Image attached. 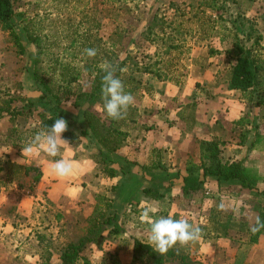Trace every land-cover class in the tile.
<instances>
[{"label":"rangeland","instance_id":"rangeland-1","mask_svg":"<svg viewBox=\"0 0 264 264\" xmlns=\"http://www.w3.org/2000/svg\"><path fill=\"white\" fill-rule=\"evenodd\" d=\"M14 1L12 25L25 52L19 54L10 31L0 26V110L9 109L0 111V133L4 130L12 134L11 126H18L14 130L20 133L13 139L16 150L39 132L36 128L40 126V114L61 116L68 123V131L80 133V128L87 126L83 114L89 104L76 108L72 101L56 100L35 79L38 47L28 39V30L42 37V45L48 50L41 56L39 68L54 81H57V76L52 75L55 59L82 66L85 57L80 49L82 39L75 47L71 44L74 38L88 32L102 40L108 54L117 55L120 60L129 57L125 74L134 78L137 86L133 93V119L123 126L129 133L137 126H142V130L144 126H155L146 114L163 116V93L168 92L165 89L169 86L177 92L173 102L182 107L184 125L192 126L198 106L208 104L213 97L212 86L228 89L237 43L251 52L260 68L259 84L246 94L255 99L264 91V51L261 43L254 44L261 34L264 0ZM146 68L152 73L144 71ZM89 85V78L82 71L74 84L75 90H89ZM179 94H189L190 101L186 103ZM91 110L106 118L99 105ZM75 143L72 150L79 160L73 158L70 150L45 159V163H51L68 155L70 161H76H73L76 177L70 179L69 185L76 187L81 199L68 203L44 199L34 207L30 204L21 209L23 194L17 189L35 195L42 186L41 193L46 195L47 189L58 184L60 178L52 177L41 185L42 166L0 160V166L4 167L0 174V216L7 219L4 226L9 225L7 231L0 229V264H62L63 251L88 237L95 225L96 242H89L84 257L74 264H142V260L133 259V245L135 241L149 244V224L140 218L141 210L148 206L155 209L154 218L183 217L201 228L199 242L173 247L187 255L192 264H264V229L250 231L257 216L264 221V189L258 187L256 177L246 186L232 179L226 181V187L215 184L213 187L211 176L204 177L202 171L196 175L188 171L190 163L196 164L195 153H189L185 163L187 173L182 176L170 162L163 172V149L155 150L153 161L149 158L141 166L127 160L134 148L141 150L128 146L132 141L127 140L123 146L128 147L129 155L127 151L108 152L87 136H80ZM220 143L222 159L223 143ZM165 157L171 158L169 154ZM200 159L198 166L203 163L201 149ZM88 168L89 177L84 172ZM109 170H114V177ZM135 170L143 177L128 179L127 172ZM115 171L123 177L121 183L114 180ZM81 174L85 181L79 179ZM191 176L199 177H194L198 191L191 188V182H185ZM150 187L163 197H147L143 190ZM221 202L225 210H218ZM108 219L113 221L104 223ZM166 264L182 263L175 258Z\"/></svg>","mask_w":264,"mask_h":264},{"label":"crops","instance_id":"crops-1","mask_svg":"<svg viewBox=\"0 0 264 264\" xmlns=\"http://www.w3.org/2000/svg\"><path fill=\"white\" fill-rule=\"evenodd\" d=\"M262 19L263 21L260 26L262 40L260 43L261 51L263 52L264 16ZM212 87L214 89L213 97L207 102L208 104L198 106L195 111L192 126L184 125L182 107L176 102H173L177 97L176 90L172 91V86L165 89L168 92L163 93V116L162 114H146L149 117L147 120L155 126H144L143 130L142 126H137L134 131H130L127 140L128 142L132 141V143H129L128 146L138 147L141 150H135L134 148L131 152L133 155L130 154L132 157L129 156L127 160L132 162L136 161V165L141 163V166H145V163L149 161V158L153 161V153L155 150L163 149V172L165 170L166 163L170 162L169 165H172L174 169H177L178 174L180 172L181 175L184 176L187 173L185 170V163L189 160V153L197 154L198 158L194 160V163L199 164L201 161V142L218 141L223 143V161H229L231 163L235 162L240 164L243 168L253 171L252 174L257 178L259 183L258 187L263 190L264 91L257 94L255 99H252L249 98V95L246 93L238 90L223 89L220 85ZM179 95L181 96V99L183 98L184 100H187L186 103L190 101L189 94ZM155 121H157L156 124H154ZM39 127L40 126L36 129L38 130ZM87 127L88 126L81 127L80 129H87ZM146 127L149 128L146 129ZM17 128L18 126H11L12 134L5 132L4 130L3 133H0V160L13 159V161L24 165L42 166L44 174L42 175L41 182L39 183L41 185H44V183L52 177H57L50 172L51 163L47 161L45 163V159L49 157L45 151H43L42 155L39 157L28 158L22 156V147H18L19 150L14 148L17 147L15 144L16 142L13 141L15 138L14 135L20 133V130H14ZM75 132H77V130H75ZM140 132H142V134H140ZM87 137L88 140H93L98 146H101L94 137L90 135ZM20 140L22 139L20 138ZM82 140L86 141L85 138H82ZM72 147L73 144L62 145L60 153L62 154L63 152L65 153L67 150H70L71 154V151L73 152ZM165 150H168L169 153H166ZM126 151L128 152L127 155H129L127 146L125 148L123 147L122 150H119V153H126ZM166 154H169V157L171 158L166 160ZM183 155H185V158H183ZM74 156L73 152V158H76L75 160H77V156ZM64 159L71 160L68 155L64 156ZM74 162L76 163V161ZM84 172L87 177L91 175L89 168ZM0 174H2V172ZM74 174L75 173L73 172L69 177L60 178L58 184H54L51 189H47L46 195H44L43 192L41 193L42 186L38 187L39 192H35V195L27 194L26 190L17 189L23 194L21 209H24L25 206H29L30 204L34 207L38 204V201H43L44 199L54 203H63V200L68 203L72 202V200L81 199L80 192H76V187L69 185V182L72 181L70 179L76 177ZM117 174L119 173L116 172V175ZM126 177L128 179L135 180L136 177L141 178L143 176L135 170L129 171V173L127 172ZM84 178V174H81L79 177L82 181H85ZM122 179L123 177L121 178L118 175L114 178V180L118 182L120 181V183L122 182ZM209 181L212 182L211 185L213 187H215L213 184L217 185V187H226V181H219L213 177H209ZM5 220L7 219L4 216H0V229L7 231L9 225L5 224L4 226Z\"/></svg>","mask_w":264,"mask_h":264},{"label":"trees","instance_id":"trees-1","mask_svg":"<svg viewBox=\"0 0 264 264\" xmlns=\"http://www.w3.org/2000/svg\"><path fill=\"white\" fill-rule=\"evenodd\" d=\"M14 6V0H0V26L10 31V35L15 40V44L19 49V54H23L25 52V47L12 25V18L15 13ZM210 7L215 8L214 5ZM94 37L95 36L90 32L80 36V38L77 36V38H74L72 41L71 47H75L76 43L78 44V40L82 39L80 42L81 52L84 54V49L94 48L97 50V55L95 57H88L84 54L85 57L81 60V67L75 66L70 62H63L59 58L55 59L53 61L52 75L57 76V81H54L49 76L45 75V72L39 68L41 56L46 54L48 50L42 45V37L37 35L33 30H28V39L38 47V56L36 58L34 70L35 79L38 80L45 88V91L51 94L56 100H61L63 98L67 101H72L73 106L76 108H82L85 104H89L83 114L84 121L88 126L87 129H82L80 133L67 130L63 133L62 137L73 144L79 140L80 136L90 135L94 137L104 149L114 153L120 150L126 143L129 132L123 129V126L129 119H133L131 115L134 114L135 111L132 106H130L123 119L113 120L107 117L102 107L103 101L101 100L102 78L105 75L101 68V64L108 61L117 68L115 74L123 80L125 91L133 94L137 86L134 78L128 77L125 71H119V69L126 68L129 57L125 60H120L119 56L108 54L105 47L101 45L102 40L97 37L93 40ZM261 40L262 35L258 34L254 44L259 45ZM235 56L236 62L233 66V74L231 81L228 83V89L248 93L259 84L258 74L260 68L254 56L251 55V52L238 43L235 45ZM82 71H84L89 78V90H83L81 88L75 90L74 84L79 81ZM144 71L152 73V70L148 68ZM96 104L99 105L103 114L106 115L105 119H103L104 117H102L101 114L91 110ZM0 111L9 112V109L7 108ZM57 117L61 116H46L45 114H40L41 121L39 131L50 126ZM221 145L222 144L218 141H202L201 151L203 163L201 166L190 163L188 165V171L195 173V175L202 171L204 177H216L220 181L236 179L246 186L255 176L250 174L247 169L241 167L238 163L223 162L221 159ZM14 165L19 169L22 168L21 165ZM3 171L4 167L0 166V173ZM109 174L111 177H114V170H109ZM194 177L199 178L197 176H191L190 178H185V182H191V188L193 187L192 189L194 191H198L199 185H195L196 180ZM188 189V184H186L185 191H188ZM143 192L147 197L152 199H160L163 197V194L152 187L145 188ZM112 221L113 219H108L104 223L108 224ZM95 228L96 225L90 229L88 237H83L80 241L69 245L63 251L61 255L62 264H74L84 257L83 255L87 249V244L89 242H96V237L93 235ZM175 258H179L182 264H192L189 261V257L182 254L176 248H172L166 254L160 255L153 250L151 245L142 241H135L133 245V259L135 261L139 259L142 260V264H166L169 260Z\"/></svg>","mask_w":264,"mask_h":264},{"label":"clouds","instance_id":"clouds-1","mask_svg":"<svg viewBox=\"0 0 264 264\" xmlns=\"http://www.w3.org/2000/svg\"><path fill=\"white\" fill-rule=\"evenodd\" d=\"M84 54L88 57H95L97 50L86 48ZM101 68L105 73L101 85L103 110L107 117L113 120L123 119L129 107L134 104L135 97L131 92L125 91L123 80L115 74L116 67L105 61L101 64ZM119 71L125 70L119 69ZM67 130V121L62 117H57L50 126L37 132L22 146V156L36 158L40 156L41 150H44L49 157H57L61 146L69 145V142L62 137ZM73 171V162L70 160L60 158L51 162L50 172L59 178L69 177ZM218 210H225L223 202L218 205ZM154 211L155 209L151 206L144 207L140 212V218L149 224L148 242L156 253L163 255L177 245L185 247L202 239L201 228L194 226L188 219L183 217L175 219L171 216L154 218L152 215ZM261 229H264V221L257 216L254 224L250 225V231L256 233Z\"/></svg>","mask_w":264,"mask_h":264}]
</instances>
